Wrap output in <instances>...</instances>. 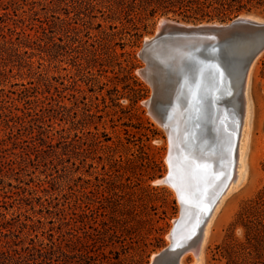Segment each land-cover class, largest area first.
Instances as JSON below:
<instances>
[{
	"label": "rangeland",
	"instance_id": "rangeland-1",
	"mask_svg": "<svg viewBox=\"0 0 264 264\" xmlns=\"http://www.w3.org/2000/svg\"><path fill=\"white\" fill-rule=\"evenodd\" d=\"M2 2L12 0H0V43L11 41L17 51L7 54L6 68L0 63V71H6L0 77V218H15L14 233L3 230L7 236L0 234V239L24 242L23 222L34 223L40 232L58 233L64 222V229L95 234L97 228L104 232L100 222L105 221V229L118 227L134 243L128 252L117 245L121 264H150L171 245L183 206L172 186L159 183L171 172V139L146 104L154 93L139 74L146 68L140 51L159 32L162 19L199 26L228 24L237 17L188 22L171 13L148 21L147 28L116 21L117 29L108 30L98 27L111 24L101 7L88 9L78 0H27L18 10L7 11ZM245 15L264 20L261 12L239 16ZM51 43L57 44L53 51ZM25 89L31 103L20 101ZM250 96L254 113L248 179L217 210L202 264H228L218 247L231 234L245 239V227L239 224L232 232L233 225L264 188V54L256 63ZM19 109L33 115L25 128L13 117L22 115ZM6 120L16 126L7 128ZM42 139L47 145L40 148ZM3 143L7 149L2 150ZM83 210L87 218H82ZM19 212L23 215L17 217ZM81 220L85 224L77 226ZM139 246H148L147 254L141 256ZM195 255L187 252L184 264H194ZM33 258L19 261L35 264Z\"/></svg>",
	"mask_w": 264,
	"mask_h": 264
},
{
	"label": "water",
	"instance_id": "water-1",
	"mask_svg": "<svg viewBox=\"0 0 264 264\" xmlns=\"http://www.w3.org/2000/svg\"><path fill=\"white\" fill-rule=\"evenodd\" d=\"M161 32L162 35L145 45L139 54L143 61H151L154 51L162 54V58L154 55V61L159 65L158 58H161L160 73L167 76L162 82L154 78L152 80L150 69L154 90L161 96L163 103L158 105L153 96L148 103L153 102L151 108L155 110V115L164 124L168 123L171 132L184 142L174 145L171 157L168 154L174 172H169L161 182L165 180L166 185L174 182L180 186L182 193L179 191V198L183 201L189 198L194 204L193 216L197 218L202 214L198 210L199 203L203 202L199 200V193L190 192L185 184H191L192 178L200 185L203 180H223L222 166L230 158L235 159L233 171L230 172L231 177H234L245 116L244 89L253 65L264 54V20L245 15L238 16L228 24L199 26L172 21ZM162 42H167L173 51L169 52L165 47L157 49ZM155 46L156 49L151 50ZM144 70L146 68L141 69L139 74L151 82L144 77ZM162 83L167 85L166 90L160 88ZM213 84L215 88L212 91ZM172 101L175 103L172 104ZM172 107L181 111L179 118L185 134L169 119L173 115ZM197 133L200 134L199 143L196 142ZM211 164L213 169L210 168ZM180 173L188 179L182 178ZM228 185L223 187L203 217L200 238ZM201 195L200 199L205 200L207 196L204 193ZM184 221L182 213L171 233L177 239L176 242L160 252L150 264H179L184 254L198 246L178 238L181 237Z\"/></svg>",
	"mask_w": 264,
	"mask_h": 264
},
{
	"label": "trees",
	"instance_id": "trees-1",
	"mask_svg": "<svg viewBox=\"0 0 264 264\" xmlns=\"http://www.w3.org/2000/svg\"><path fill=\"white\" fill-rule=\"evenodd\" d=\"M81 5L88 6V9H95L100 6V11L104 16L105 21L111 22L110 25L104 26L99 23L98 27L101 29L115 30L118 26L112 22H120L122 26L132 23L138 28V23H142L144 28H147V22L157 16H169L173 13L185 21H215L225 22L233 17H238L242 13L261 12L264 13V0H78ZM21 2L27 0H12V2H2L7 11L9 7H19ZM33 4V2H31ZM30 4V5H31ZM18 10L17 8H15ZM81 13V12H80ZM7 13L5 12L4 15ZM43 32L47 28L41 27ZM139 29V28H138ZM1 30V27H0ZM89 33V32H88ZM104 33H107L104 30ZM51 51L57 44H47ZM10 51H17L13 42L0 43V63H4L6 68L8 56ZM57 53V50H56ZM56 56V55H55ZM5 70L0 71V77L5 76ZM57 79L56 76H52ZM34 84V83H29ZM24 86H26L24 84ZM57 89V87H56ZM29 89H25L21 94V102L31 103L28 97ZM35 101L34 103L41 102ZM0 111H3L0 108ZM21 114H14L17 120L22 121V127L25 128L27 124L31 123L28 118L33 117L30 110L22 111ZM3 114V113H2ZM4 124L7 128L12 129L16 125L13 121L6 120ZM34 130L30 131L29 135L34 134ZM15 143V142H14ZM2 150L8 148V144H2ZM47 145V142L42 139L40 148ZM1 150V149H0ZM17 164H21L16 160ZM2 162H0V165ZM1 171V169H0ZM18 190L22 186L16 187ZM20 196V192H15ZM90 210V209H89ZM22 212L16 214L17 217L22 216ZM82 218L88 217V211L83 210ZM105 216V215H102ZM15 218L7 219L5 216L0 218V234H4L3 230L9 231L12 234L15 230ZM102 229H96V233L86 230L79 232L75 228L64 229L61 223L59 232L54 233V230L40 232L35 228L34 223L23 222V228L27 233L24 242L19 243L15 239L1 240L0 239V259H3L4 264H26L20 262L19 259H27L34 257L35 264H121V251L116 249L120 244V248L126 252L134 249L133 242H129L123 238V230L115 227L109 230L105 229L103 223L100 222ZM85 224L84 220L77 221V226ZM242 224L245 229V239L239 240L233 234L229 235L228 239L218 247L219 253L228 260V264H264V188L259 192L257 197L250 200L240 210L238 220L233 225L232 232ZM106 236H103L104 234ZM108 232V233H107ZM121 232V233H119ZM58 234V235H57ZM151 232L148 234V239ZM131 235V234H130ZM152 235V234H151ZM103 236V237H101ZM131 239V238H130ZM133 239V238H132ZM153 239H158L154 237ZM113 247L109 253V247ZM145 247V248H144ZM139 246L141 256L147 254L148 246ZM111 254L113 257H110ZM114 261V262H113ZM136 264V263H135Z\"/></svg>",
	"mask_w": 264,
	"mask_h": 264
},
{
	"label": "bare ground",
	"instance_id": "bare-ground-1",
	"mask_svg": "<svg viewBox=\"0 0 264 264\" xmlns=\"http://www.w3.org/2000/svg\"><path fill=\"white\" fill-rule=\"evenodd\" d=\"M171 24H172V21L162 19L160 22V25H159L160 26L159 32H157V34L154 38L151 37L152 39H147L145 45L149 44L151 41H153L154 39L161 36L163 33V32H161L162 28L165 27L166 25H171ZM159 47H165L167 50H169V52L173 51V48L170 45H168L167 42H164V43L162 42V44L159 45L157 47V49ZM155 49H156V46L151 48V50H155ZM153 53H154V55H158L161 58L163 56L162 54H159V52H156V51H154ZM154 55H152L153 58L151 61H149L147 59L144 61V62H146V70H144V73H145L144 77L149 78L151 81V82H149V80L146 79L153 88V93H154L153 100L158 105H162L163 101L161 100V96H159L155 92L154 83L152 82V80L154 78L157 81L162 82L164 79L167 78V76H162L163 74L160 73L159 67L162 65V62L160 60L161 58H158V64L159 65H157L156 61H154L155 60ZM159 60H160V62H159ZM256 63L253 65V67L250 71L248 81H247L246 87L244 89L245 116H244L243 128H242L241 134H240L238 154H237V163H236L234 177H231L230 172L233 171V161L235 159L230 158L222 166V170H223V172H222L223 176L222 177L224 178L223 180H215L214 178L208 182L206 180H203L202 184L200 185V183L196 182L195 178H192L193 182H191V184H189V183L185 184L187 189H189L190 192L199 193V200H201V202H203V203H199L200 205L198 207V210H200V212H202V214L197 218H194V216H193L194 215L193 214L194 204L191 203L189 198H184V201L180 198L181 202L183 203V204L182 203L181 204L183 206V217L185 218V221H184L183 231H182L181 237H178V238L183 239L188 243L198 245V246H196V248L192 249L194 252H196L194 264H202L203 252H204V249L206 246V241H207V238L210 234V229H211V226H212L213 221L215 219V216L217 214V210L222 205V203L227 199V197L229 195H231L232 193L239 191L248 179L249 168H250V157L249 156H250V148H251V143H252V126H253V113H254L253 112V103H252L251 96H250V88H251L252 77L255 73ZM149 72L152 73V80H151V74H149ZM173 85L175 86V83H173ZM160 88L162 90H166L167 85L162 83V84H160ZM148 101L146 104L149 108V112L157 121H159V124L166 130L168 137L170 136V139H171L170 157H171L172 151H173L172 149L174 148V145L175 146H177L178 144L182 145L184 143L183 139L176 137L173 134V132H171V128L168 125V123L164 124L163 121L157 115H155V110L151 108L153 102L151 101V103L149 104ZM174 101H172V104L175 103ZM173 111H174V113H173ZM172 114L173 115L169 117L170 121L172 120V122L175 123V125H177L181 129V133L185 134L181 128L182 124H181L180 118H179L181 116V111L176 110V108L172 107ZM199 136H200V134L197 133V135H196V142L197 143H199V141H200V139L198 138ZM170 157L168 158V162H169V165H170L169 167L171 168V173H172V172H174V170H173V162H171ZM210 168L213 169L212 164L210 165ZM180 175L182 178H185V179L187 178L186 176L184 177L182 173H180ZM164 181L165 180H163V182L159 181V183L164 184ZM226 182H228V183H226ZM227 184H229L228 188L221 195L217 206L215 207L209 221L206 223V225L204 227L203 236H202V238H200L201 237L200 236V229L202 227L203 217L207 214L209 207L215 201L216 197L219 196V194L223 191L222 190L223 187ZM168 185L172 186L173 189H175L177 191V194H178L177 196H179V191L180 192L182 191V189H180L181 187L180 186L178 187L177 184H175L174 182H172V184H168ZM203 193L207 196V197H205V200L200 199V198H202L203 195H201V194H203ZM170 238H171V244H173V242H176V240H177L175 237H172V236H170ZM156 256H153V261H154ZM184 256H185V254L181 257L179 264H184V262H183Z\"/></svg>",
	"mask_w": 264,
	"mask_h": 264
}]
</instances>
